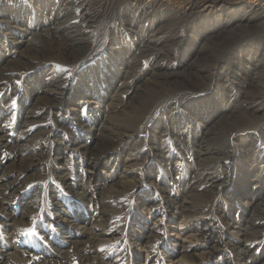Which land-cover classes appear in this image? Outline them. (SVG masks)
I'll return each instance as SVG.
<instances>
[{
    "label": "bare ground",
    "instance_id": "6f19581e",
    "mask_svg": "<svg viewBox=\"0 0 264 264\" xmlns=\"http://www.w3.org/2000/svg\"><path fill=\"white\" fill-rule=\"evenodd\" d=\"M15 1L19 0H0V48L5 50L0 92L20 71L55 63L70 67L71 80H75L88 63L110 62L115 72L108 87L118 84L117 91L105 93L102 99L106 104L101 110L97 107L101 98L90 89L80 92V83L76 89L59 79L44 83L34 96L33 108L23 116L22 127L32 124L39 129L52 114L65 118L83 104L90 106L92 113L96 112L91 121L93 131L98 133L83 139L78 149L90 160L88 173L97 177L101 162L114 160L137 131L147 128L160 114L156 128L166 129V134L172 132L173 139L186 147L201 167L194 179L201 182L207 177L205 189L231 193L232 203L251 210L240 235L249 239L259 218L258 223L264 224V0H31L37 10L33 12L37 28L29 29L14 26L30 15L13 9ZM16 30L35 38L5 37V33ZM129 106L131 112L126 113L124 109ZM117 110L125 117L114 122L111 113ZM180 110L182 118L178 117ZM3 126L4 122L0 123V148L13 152L16 160L11 168L9 164L3 169H12L17 176L5 171L0 177V183L14 177L3 184L4 193L10 192L7 197L11 199L19 191L18 179L34 174L31 171L40 172L47 155L45 146L36 143L34 149L26 148L25 139L4 135ZM247 140L253 148L243 152L245 160L240 161L246 167L236 169L235 184L217 183L207 163L227 166L234 160L232 146ZM214 141L223 146L213 147ZM129 160L125 159V173L133 171L128 169ZM61 170L69 171L65 165ZM63 177L65 182L72 180L69 173ZM6 204L0 201L5 212ZM211 240L209 234L202 241L207 245ZM192 253L197 257L201 252Z\"/></svg>",
    "mask_w": 264,
    "mask_h": 264
},
{
    "label": "rangeland",
    "instance_id": "374dc122",
    "mask_svg": "<svg viewBox=\"0 0 264 264\" xmlns=\"http://www.w3.org/2000/svg\"><path fill=\"white\" fill-rule=\"evenodd\" d=\"M15 2L13 9L30 15L14 26L37 28L34 16L37 10L32 8L31 0ZM5 37L9 40L35 38L19 30L5 33ZM4 52L0 48V68L5 64ZM81 71L83 75L73 81L72 71L65 64L20 71L0 92L3 134L21 141L25 139L23 147L26 148L34 149L37 144L45 146L47 155L40 172L31 171L29 173L34 174L18 179L19 191L10 199L7 197L10 192L3 191V184L6 186L17 175L3 167L11 164V168L16 160L13 152L0 148V177L5 171L14 176L0 183V201L9 204L5 205L6 212L0 208V264H260L264 260V224L258 223L261 219L253 226L254 233L249 239L240 235L251 210L232 203L231 193H211L205 189L207 177L201 182L194 179V173L201 167L189 150L173 139L172 132L166 134V129L156 128L162 115L154 117L147 128L137 131L127 147L115 154L114 160H103L97 177L88 173L90 160L78 149L83 139L93 138L98 133L93 131L91 121L96 112L93 114L90 106L83 104L74 113L68 110L65 118L57 116V119L52 114L39 129L32 124L22 127L23 116L33 108L34 96L44 83L59 79L75 89L80 83V92L90 89L101 99L107 91H117L118 84L108 87L107 83L115 72L110 62H90ZM101 99L97 107L102 110L106 103ZM137 107L142 108L138 104ZM124 111L131 112V106ZM178 112V117L182 118L183 111ZM111 115L114 122L125 117L120 110ZM94 141L92 139L91 143ZM212 146L221 148L223 144L214 141ZM251 146L250 140L232 146L235 156L227 166L207 163L217 183L235 184L233 174L237 168L246 167L240 159L245 160L243 152L253 148ZM128 157V169L133 171L125 173L123 167ZM116 160L119 161L116 163ZM64 165L71 181L63 179ZM21 180L26 181L21 184ZM196 183L201 185L196 187ZM209 234L212 240L206 245L202 240ZM193 251L201 253L196 257Z\"/></svg>",
    "mask_w": 264,
    "mask_h": 264
}]
</instances>
